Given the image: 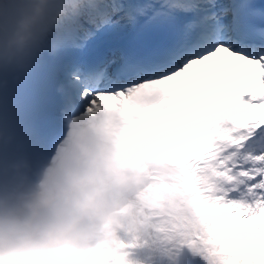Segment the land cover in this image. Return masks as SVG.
Masks as SVG:
<instances>
[{
    "label": "snow or ice",
    "instance_id": "6c2138e0",
    "mask_svg": "<svg viewBox=\"0 0 264 264\" xmlns=\"http://www.w3.org/2000/svg\"><path fill=\"white\" fill-rule=\"evenodd\" d=\"M44 30L63 103L121 114L172 261L264 264V0H55Z\"/></svg>",
    "mask_w": 264,
    "mask_h": 264
},
{
    "label": "clouds",
    "instance_id": "9594fccd",
    "mask_svg": "<svg viewBox=\"0 0 264 264\" xmlns=\"http://www.w3.org/2000/svg\"><path fill=\"white\" fill-rule=\"evenodd\" d=\"M54 3L0 0V89L59 53L44 30ZM61 120L63 136L41 154L0 116V264H89L88 253L171 261L172 244L141 200L143 179L122 158L121 114L63 104Z\"/></svg>",
    "mask_w": 264,
    "mask_h": 264
}]
</instances>
